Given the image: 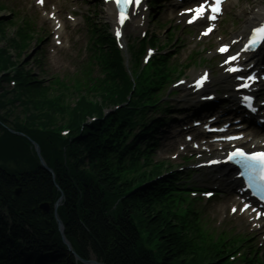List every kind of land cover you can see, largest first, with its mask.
Returning a JSON list of instances; mask_svg holds the SVG:
<instances>
[{
	"label": "trees",
	"instance_id": "obj_1",
	"mask_svg": "<svg viewBox=\"0 0 264 264\" xmlns=\"http://www.w3.org/2000/svg\"><path fill=\"white\" fill-rule=\"evenodd\" d=\"M12 42L8 45L15 49L16 42ZM113 56L118 91L111 89L100 101L65 89L53 94L39 86L29 87L25 84L32 78L23 70L16 77L21 98L0 85V116L14 120L3 127L8 119L0 118V264H82L67 252L58 233L52 208L61 196L57 214L81 260L102 264L220 262L221 251L199 248L198 242L154 205L155 199L149 196L153 190L137 189L159 170L136 172L115 163L113 142L120 134L115 124L134 114L139 103L133 97L111 118L102 119L101 109L126 104L132 89ZM6 64L13 61L3 50L0 68ZM90 117L98 119L89 124ZM61 124H68L71 131L66 142L54 135ZM31 142L39 145L55 182L40 167ZM16 188L22 190L19 197L13 195ZM42 203L50 205L49 214L38 210Z\"/></svg>",
	"mask_w": 264,
	"mask_h": 264
},
{
	"label": "snow or ice",
	"instance_id": "obj_2",
	"mask_svg": "<svg viewBox=\"0 0 264 264\" xmlns=\"http://www.w3.org/2000/svg\"><path fill=\"white\" fill-rule=\"evenodd\" d=\"M43 0H37V3H42ZM135 3L136 6H139L141 4V0H115V3L117 7L119 8V24L123 26L125 24V21L128 20V15L125 14V6H130L132 3ZM220 4L221 0H212V6L209 7L205 3H201L199 6H197L194 9H189L188 11L191 13H194L187 22L189 24L194 23L197 19H207V20H214L216 18V14L220 12ZM209 12L210 14L205 16V13ZM208 31H212V28L209 27ZM257 34H259L262 38H264V26H261L257 29L253 30L252 40L249 41V43H255ZM121 32L120 30L116 31V36L120 37ZM204 35H207V32L204 33ZM247 47V46H246ZM221 52H226L227 47H222L220 49ZM237 59V56L233 55L230 56V60L235 61ZM226 63L228 61H225ZM228 71H237L238 69L235 68H229ZM204 76H202L200 79L196 81V86L199 87L202 85ZM248 79H252V77H249ZM247 85H245L246 87ZM245 99H248L245 97ZM227 139H238L237 137H228ZM239 159V162L242 164L243 168L248 172L249 174V180L255 181L257 179V173H258V179L261 183V186L264 187V152H256L251 154H246L244 151H242L240 148H236L234 151H231L227 154V159L229 161L233 159ZM243 175V173H242ZM248 205H245V209L248 208ZM236 209H233V212H235Z\"/></svg>",
	"mask_w": 264,
	"mask_h": 264
},
{
	"label": "rangeland",
	"instance_id": "obj_3",
	"mask_svg": "<svg viewBox=\"0 0 264 264\" xmlns=\"http://www.w3.org/2000/svg\"><path fill=\"white\" fill-rule=\"evenodd\" d=\"M80 2H82V0H66L65 1V6L67 5V6H69V5H71V4H75V5H77V4H80ZM97 13H98V15H99V20L100 19H104V15H103V13H102V11H101V9H100V11H99V9H97ZM6 14V12H3L2 13V15H5ZM13 31H14V29H13V27H6L5 28V39H10L11 38V36H12V33H13ZM4 47V46H3ZM31 50V49H30ZM36 50H37V48H36ZM41 50H42V47H41ZM38 52V51H37ZM37 52L35 53V50L33 49V51L30 53V52H28V54H29V56H30V58H29V62H31L32 63V61H33V59H34V57H35V55L37 54ZM35 53V54H34ZM23 57V58H22ZM21 57V60H24V58H25V56H22ZM26 58H27V56H26ZM25 58V59H26ZM20 59V58H19ZM33 64V63H32ZM30 65L29 66V68H31V69H33L37 74H38V71H39V68L35 65V66H33V65ZM44 68H45V70L47 69V66H46V63H44ZM64 104H66V103H64ZM0 118H2V120H7V123H4L3 124V127H7L8 126V124L9 125H12V122H14V120H13V118H11L10 119V116L8 117V118H3L2 116H0ZM1 120V119H0ZM1 120V121H2Z\"/></svg>",
	"mask_w": 264,
	"mask_h": 264
},
{
	"label": "water",
	"instance_id": "obj_4",
	"mask_svg": "<svg viewBox=\"0 0 264 264\" xmlns=\"http://www.w3.org/2000/svg\"><path fill=\"white\" fill-rule=\"evenodd\" d=\"M36 152H37V154L39 155V149H38L37 147H36ZM39 159H40L41 166H42L44 169L47 170V168H46L44 162L42 161V159H41L40 157H39ZM49 172H50V171H49ZM20 193H21V191H20V189H18V190H15L14 195H15V196H19ZM56 207H57V205H56ZM39 209H40L43 213H47L48 210H49V207H48V205L44 204V205H41V206L39 207ZM56 221H57L58 226H59V232H60V234L62 235V234H63V227H62V225H61V222L58 220V218H56ZM62 242H63V244H64L65 246L68 247V250L70 251V250H71V249H70V246H69V244L66 242V240L64 239V237H62ZM83 263H84V264H97V263H95V262H83Z\"/></svg>",
	"mask_w": 264,
	"mask_h": 264
},
{
	"label": "bare ground",
	"instance_id": "obj_5",
	"mask_svg": "<svg viewBox=\"0 0 264 264\" xmlns=\"http://www.w3.org/2000/svg\"><path fill=\"white\" fill-rule=\"evenodd\" d=\"M254 17H257V18H259L260 17V14H257L256 16H252V19H250V20H253L254 19ZM250 23H252V22H250ZM144 25V24H143ZM125 32H127V31H125ZM129 32V31H128ZM127 32V33H128ZM124 38V37H123ZM122 38V39H123ZM122 46H123V48H124V44L122 43ZM129 69H133V66H131ZM136 73H137V75L138 76H142L144 73H142V71H140L139 69L138 70H136ZM137 75H132V78H133V80H137V78H138V76Z\"/></svg>",
	"mask_w": 264,
	"mask_h": 264
}]
</instances>
